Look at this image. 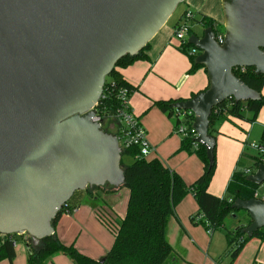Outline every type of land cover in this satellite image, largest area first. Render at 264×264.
<instances>
[{
	"label": "water",
	"instance_id": "water-1",
	"mask_svg": "<svg viewBox=\"0 0 264 264\" xmlns=\"http://www.w3.org/2000/svg\"><path fill=\"white\" fill-rule=\"evenodd\" d=\"M185 1L0 0V235H26L36 247L76 192L123 186L122 151L93 121L95 107L117 62L142 51ZM221 10L222 44L210 27L188 39L208 88L172 106L194 114L193 142L209 164L212 109L260 100L233 70L264 75V0H221ZM246 181L263 185L264 164ZM231 209L250 219L235 228L247 238L264 228L263 199H237Z\"/></svg>",
	"mask_w": 264,
	"mask_h": 264
},
{
	"label": "crops",
	"instance_id": "crops-1",
	"mask_svg": "<svg viewBox=\"0 0 264 264\" xmlns=\"http://www.w3.org/2000/svg\"><path fill=\"white\" fill-rule=\"evenodd\" d=\"M184 3L186 9L223 23L221 0H186ZM181 18L182 15L170 25L168 20L149 42L148 60L137 61L118 71L124 81L135 88L129 97V107L153 149L146 159L160 161L164 167L179 175L185 185L190 186L201 176L203 164L196 155L178 151L182 137L175 130L176 118L167 117L154 106V103L159 101L189 100L208 86L204 69L189 73V57L179 50L180 44L174 38V27L180 23ZM262 92L264 93V86ZM263 109L257 117L259 126L261 125L260 130H263L264 126ZM216 129V168L208 192L216 197H225L227 184L243 160V144L248 137L247 131L249 133L250 130L247 129V124L232 118L218 124ZM244 171H247V168ZM100 188L91 192V198L82 195L81 203L74 212L71 215H63L54 227V234L61 243L74 244L81 254L98 260L105 257L114 238L109 237L97 213L109 214L120 220L126 212L124 206L123 210L122 205L119 210L116 206L118 192L122 188ZM128 196L129 191L126 189L119 200L122 201L123 198L126 205ZM99 201H102L101 205H98ZM197 213L198 206L191 194L185 196L175 207L174 216L169 219L166 232L167 241L172 248L169 264H227L228 258L223 257L227 248L224 233L216 231L209 235L202 225L192 219ZM243 224L244 219L233 226ZM23 243L26 247L24 239ZM14 250L15 258L11 262L7 261L9 264H23L22 248L16 245ZM65 258L54 256L51 260L54 264H63L66 263ZM1 262L0 264H7ZM233 264H264V241L250 240Z\"/></svg>",
	"mask_w": 264,
	"mask_h": 264
},
{
	"label": "trees",
	"instance_id": "trees-1",
	"mask_svg": "<svg viewBox=\"0 0 264 264\" xmlns=\"http://www.w3.org/2000/svg\"><path fill=\"white\" fill-rule=\"evenodd\" d=\"M186 12H183L182 18ZM216 23L215 20L204 15H200L199 19L194 17L191 22L190 34L195 35L193 32L195 24H200L203 31L210 27L215 33H223V23L220 24L222 31L215 28L219 26ZM191 48L188 44L179 46V50L186 55H188ZM148 49L149 43L137 55L126 56L119 60L110 75L105 78L102 97L96 110L104 123L103 129L109 133H113L110 127L113 130L118 128V122L113 119L116 109L121 106L116 99L117 93L125 89L130 97L135 90L134 87L124 81L118 70L127 68L137 61L148 60ZM188 57L191 62L189 73L197 69H204L203 66L194 63L196 56L188 55ZM233 74L241 79L248 88L257 91L260 94V100L236 103L232 98H229L214 107L209 116L208 126V134L213 138H216L218 133L216 127L221 122L232 118L252 124L256 121L260 110L264 108V96L262 95L264 75H256L253 68H245L243 72L234 69ZM198 94H194L192 98ZM175 103L176 101H159L154 103V106L163 114H166L167 117L176 118V110L172 107ZM192 120L193 117L188 118L185 124L191 127ZM179 123L180 121L176 119L175 127ZM258 145L264 148V126ZM194 147L193 137L187 136L182 138L178 149L179 152L196 155L203 164L201 176L190 186L185 185L179 175L164 167L160 161L138 158V149L131 148L122 152V157L127 156L132 160L128 166L122 165V162L120 163L124 171V184L120 188L127 189L129 196L126 212L122 219L116 220L109 214L97 213L98 218L111 231L114 238L112 247L103 258L102 263L81 254L74 244L64 245L53 234L42 239L36 247H33L31 240L28 239L26 243L29 246L27 264H44L50 257L57 254L68 257L72 264H169L172 258V248L166 237L167 224L169 219L174 216L175 207L188 194L193 196L198 206L197 216L192 219L202 225L206 231H210L211 235L216 231H225L227 248L223 257L228 258L227 264H233L243 247L250 240L264 241V228L255 232L252 238H247L242 228L229 231L224 225L225 219L232 214H245L247 217L246 212L232 210L231 205L237 199L246 201L255 198L259 188L264 186V184L256 186L246 181L247 176L254 173L256 167L261 164V160L258 156L252 157L253 165L247 169L248 173L246 171H235L232 174L226 187L227 197H216L208 192L216 168L215 149L213 162L209 164L205 148L202 145ZM92 189H85L73 195L70 201L57 213L52 222L53 229L63 215H71L80 205L82 195L91 198ZM261 197H264V194ZM199 217L202 219L197 221ZM250 222L247 217L245 225ZM9 237L0 236V262L4 260L11 262L15 258V250L12 242L8 240ZM13 237L16 238L15 235Z\"/></svg>",
	"mask_w": 264,
	"mask_h": 264
},
{
	"label": "built area",
	"instance_id": "built-area-1",
	"mask_svg": "<svg viewBox=\"0 0 264 264\" xmlns=\"http://www.w3.org/2000/svg\"><path fill=\"white\" fill-rule=\"evenodd\" d=\"M193 19H194L193 13L188 10L184 15V17L180 20V23L174 29L173 32L174 38L179 42L180 45L188 44L189 37L191 35H194V34H190V31L192 29L191 22L193 21ZM223 33H215V41L218 44H222L223 42ZM188 55L195 57L198 55V52L192 47ZM237 69H239L241 72L245 70V68H237ZM116 99L120 102L121 106L118 109H116L113 115V119H115L118 122V128L113 130L110 127V129L113 132L112 134L116 136L118 146L122 152L127 149L136 148L138 149L139 152L138 158L141 157L146 159L149 153L153 151V149L150 147L146 139L145 132L140 126L138 119L134 116L133 112L129 107V96L127 90L125 89L120 90L117 93ZM175 116L176 119L180 121L179 125L175 129L176 133L180 135L182 138L187 136L193 137V139L196 138L197 135L193 129L194 114L191 111L176 110ZM191 117H193V120L190 127V125L185 124V121ZM93 121L96 123H102V127H103L104 123L101 120V118L98 116L97 110H96V116L93 118ZM196 145L197 144H195V146ZM250 148L257 151L258 157L261 160V164H264V148H261L259 145L256 144H251ZM246 172L248 173V170ZM258 197L259 195L256 194L255 198ZM260 199L264 200V197H261ZM200 219L202 218L200 217L197 218V221ZM207 233L211 235L210 231H207ZM0 236L3 237L5 235H0ZM9 236L10 237L8 238V240L12 242L13 247L15 248V246L17 245V240L15 237H13V235H9ZM20 237L24 239L25 243L28 242L29 239L28 236L23 235Z\"/></svg>",
	"mask_w": 264,
	"mask_h": 264
},
{
	"label": "rangeland",
	"instance_id": "rangeland-1",
	"mask_svg": "<svg viewBox=\"0 0 264 264\" xmlns=\"http://www.w3.org/2000/svg\"><path fill=\"white\" fill-rule=\"evenodd\" d=\"M186 8L187 7H186L185 3L180 4L177 7V9L175 10V12L173 13V15L170 17V19H169V25L172 24V23H174V22H176V20H178V18L183 14V12L188 11V10L193 13V15H194V17L196 19H199L200 15H198L195 11H192V10L186 9ZM216 22H217L216 24L219 25V26H216L215 28H217V29L219 28L222 31V28L220 26V24L222 22H220V23H219V21H216ZM193 32L195 33L196 36L201 37L202 36V33H203L202 26L200 24H195L194 27H193ZM223 32H224V29H223ZM189 52H190V50H189ZM262 95L264 96V93L263 92H262ZM263 111H264V109H263ZM239 121H241V120H239ZM241 122L247 124V129H249L250 132L248 133V131H247L248 137L246 138V142L244 141L245 143L243 144L244 145L243 146L244 155H242L243 160L241 161V164L238 167L239 168L238 169L239 172H243L245 170V168L248 169V167L249 168L252 167V165H253L252 157H257L258 156V153L254 149L250 148V145L251 144L258 145V143H259V137H260V134L262 132V129L260 130V126L261 125L259 126V124H260L259 119H257V121H255L254 123H252L253 125H248L249 123H247V122H243V121H241ZM257 125H258V128H257ZM258 134H259V137H258ZM172 159H174V158H171V160ZM121 162H122V165L128 166L129 164H131L132 160L129 157H127V156H123L121 158ZM99 189H101V188H97L95 190L92 189V191H97ZM102 189L111 190L108 186H105ZM123 189H125V188H122L121 191L118 192L117 205H116L118 210H119V208H120L121 205H122V210H123V206H124V208H126L124 199L122 198V201L119 200V198L124 193V191H126V189L125 190H123ZM263 194H264V186L260 187L259 190H258L259 197L263 196ZM225 197H227V195ZM112 199H109V200L111 201ZM113 201H114V199H113ZM101 204H102V201H99L98 202V205H101ZM242 215L243 214H237V215L236 214H232V215L228 216L225 219V221H224L225 228L227 230H229V231L235 230V228H237V225L236 226H233V225L236 222H238V221L239 222L242 221V219H244V222L246 223L247 217L245 216V214H244V217H241ZM234 216H235V218H234ZM103 228L106 230V232L108 233L109 237L110 238H113V235H112L111 231L107 228V226L105 224H103ZM222 233H224V235H225V231L224 230H222ZM16 240H17L18 247L19 248H22V250L24 252V255H23L24 263L23 264H27V255H28V253H27L26 247L24 246L23 238H21L20 236H16ZM54 256H58V257L60 256V257H63V258L66 257V256L64 257V255H61V254H57V255H54ZM54 256L50 257L44 264H54L53 261L51 260ZM65 259H66V263H63V264H72V262L69 260L68 257H66ZM93 260L98 261V259H93ZM3 262L9 264V262L7 260L2 261L1 263H3ZM59 264H62V263H59Z\"/></svg>",
	"mask_w": 264,
	"mask_h": 264
}]
</instances>
